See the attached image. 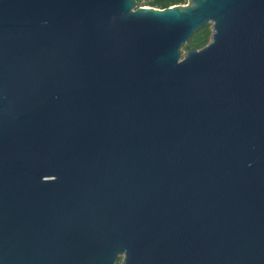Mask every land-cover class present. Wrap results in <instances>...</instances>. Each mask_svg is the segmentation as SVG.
<instances>
[{"label":"water","instance_id":"obj_1","mask_svg":"<svg viewBox=\"0 0 264 264\" xmlns=\"http://www.w3.org/2000/svg\"><path fill=\"white\" fill-rule=\"evenodd\" d=\"M119 260L264 264V0H0V264Z\"/></svg>","mask_w":264,"mask_h":264},{"label":"trees","instance_id":"obj_2","mask_svg":"<svg viewBox=\"0 0 264 264\" xmlns=\"http://www.w3.org/2000/svg\"><path fill=\"white\" fill-rule=\"evenodd\" d=\"M140 0H137V2ZM150 5L153 6H157L159 8H165L174 4H180V3H185L187 0H148ZM207 25L203 26L202 28H200L199 30H197L193 36L190 39L191 45L190 44H186V48L189 46H193V45H201L204 46L206 43H208V35L210 32H208L207 30ZM199 39H201V41L199 42ZM196 47V46H195ZM199 48V47H197Z\"/></svg>","mask_w":264,"mask_h":264},{"label":"rangeland","instance_id":"obj_3","mask_svg":"<svg viewBox=\"0 0 264 264\" xmlns=\"http://www.w3.org/2000/svg\"><path fill=\"white\" fill-rule=\"evenodd\" d=\"M188 1V0H187ZM187 1L185 3H187ZM180 4H184V3H180ZM141 5H150L149 4V1L148 0H140L137 2V6H141ZM150 6H153V5H150ZM154 7H157V6H154ZM207 30L209 33L208 35V42L211 40V35H212V27H211V23H208L207 25ZM201 41V39H199V42ZM191 45V42L189 41V43ZM193 46H196V47H201V45H193ZM184 49H186V45L184 46ZM116 264H120V260L116 263Z\"/></svg>","mask_w":264,"mask_h":264}]
</instances>
